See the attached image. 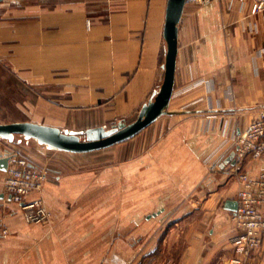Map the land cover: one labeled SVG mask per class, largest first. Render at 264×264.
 I'll return each mask as SVG.
<instances>
[{"label":"crops","instance_id":"0c3cea01","mask_svg":"<svg viewBox=\"0 0 264 264\" xmlns=\"http://www.w3.org/2000/svg\"><path fill=\"white\" fill-rule=\"evenodd\" d=\"M253 1L185 3L171 114L140 132V264H229L233 256L225 203L237 201L239 184L233 165L223 163L229 154L217 160L264 109V14H251ZM166 4L4 0L0 63L28 89H41L33 109L44 124L106 127L137 113L163 80ZM5 153L11 150L0 140ZM52 166L40 192L51 214L46 224L25 222L0 171V225L9 232L0 236V264L128 263L127 244L113 238L112 211L63 208L84 179ZM243 170L258 176L264 159L246 161ZM252 262L264 264V241Z\"/></svg>","mask_w":264,"mask_h":264},{"label":"rangeland","instance_id":"374dc122","mask_svg":"<svg viewBox=\"0 0 264 264\" xmlns=\"http://www.w3.org/2000/svg\"><path fill=\"white\" fill-rule=\"evenodd\" d=\"M258 14L263 15L264 12ZM40 94V88L28 89L8 72L5 65L0 63V123L34 119L44 124L46 120L41 119L38 114L35 115L33 109L35 98ZM137 115L138 112L126 119L106 123V128H110L121 120L130 123L136 119ZM0 140L11 150L10 154L16 156V159L40 161L41 164L36 168L42 172L50 173L48 167L57 165L66 176L80 174L83 177L82 180L84 179V182H81L82 187L78 190L81 192L73 195L74 202L64 201L63 208L88 209L90 204L92 210L112 211L114 241H122L128 246L129 261L126 264H140V133L110 148L78 155L58 154L63 155L62 157H56L54 154L56 150L39 145L34 140H26L24 143ZM40 198L45 205L41 196ZM89 198H91L90 202ZM116 227L117 230H115ZM121 227H123L122 234L118 230Z\"/></svg>","mask_w":264,"mask_h":264},{"label":"built area","instance_id":"2783aa9c","mask_svg":"<svg viewBox=\"0 0 264 264\" xmlns=\"http://www.w3.org/2000/svg\"><path fill=\"white\" fill-rule=\"evenodd\" d=\"M196 5L206 6L215 0H187ZM264 12V0H254L251 13ZM87 25L90 22L87 21ZM250 122L248 127L235 135L221 157L219 163L231 152L234 164L231 172L236 176L237 210L232 216L234 234L231 237L233 256L229 264H257L252 262L264 241V170L256 177H249L244 169L246 161L264 159V109ZM10 160L3 182L5 195L19 205L21 213L28 224H46L51 214L40 197L27 199L31 193H39L46 179V172L38 170L25 159H16L9 154ZM8 229L0 225V236L7 237Z\"/></svg>","mask_w":264,"mask_h":264},{"label":"water","instance_id":"95a60500","mask_svg":"<svg viewBox=\"0 0 264 264\" xmlns=\"http://www.w3.org/2000/svg\"><path fill=\"white\" fill-rule=\"evenodd\" d=\"M3 1L0 0V3ZM186 1L167 0L163 26V39L166 44L163 80L160 86L153 91L148 101L141 106L134 121L126 123L121 120L111 125L110 128L98 126L81 130H63L32 121L0 123V139L10 143H24L26 140H34L39 145L58 151L76 154L88 153L126 142L137 136L158 118L170 115L171 112L168 108L174 91L178 52V24ZM10 157L8 153L0 155V171H7ZM233 157L234 153L231 152L223 163L233 165ZM237 206V201H227L225 203V208L233 214H235Z\"/></svg>","mask_w":264,"mask_h":264}]
</instances>
